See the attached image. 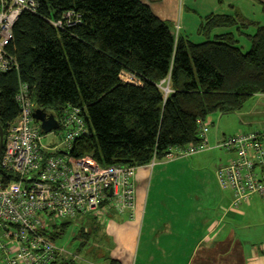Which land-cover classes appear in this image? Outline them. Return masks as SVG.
I'll return each mask as SVG.
<instances>
[{
  "label": "trees",
  "instance_id": "16d2710c",
  "mask_svg": "<svg viewBox=\"0 0 264 264\" xmlns=\"http://www.w3.org/2000/svg\"><path fill=\"white\" fill-rule=\"evenodd\" d=\"M253 1L264 14V0ZM68 12L80 17L79 25L50 24ZM234 27L256 29L247 53L231 34L209 39L215 29ZM198 34L206 41L180 37L144 0H40L38 12L23 13L13 27L7 51L18 68L0 75V126L6 136L18 118L16 95L24 83L34 109L58 121L69 106L82 110L88 133L74 142L72 158L140 168L199 145V121L241 112L264 96V26L236 11L234 18L203 19ZM123 74L138 84L125 82ZM85 219L89 232L82 226L76 234L78 252L94 232V220ZM72 222L44 234L56 244Z\"/></svg>",
  "mask_w": 264,
  "mask_h": 264
},
{
  "label": "built area",
  "instance_id": "2783aa9c",
  "mask_svg": "<svg viewBox=\"0 0 264 264\" xmlns=\"http://www.w3.org/2000/svg\"><path fill=\"white\" fill-rule=\"evenodd\" d=\"M39 7L40 0H0V75L17 71L16 60L7 51L13 27L23 13L36 14ZM50 24L64 29L79 25L80 17L68 12ZM123 75L125 82L138 84L133 76ZM16 102L19 116L8 127L0 158V264H68L69 260L81 264L78 255L52 243L44 232L87 216L101 220L109 210L133 213L139 168H103L88 157L72 158L69 152L74 142L88 133L79 108L64 110L58 129L51 132L58 133L59 142L48 146L44 144L47 134L33 117L34 105L24 83H19ZM198 124L202 143L171 150L168 159L174 153L191 156L209 148L210 121ZM217 147L236 153L216 173L219 185L233 192L235 208L254 195L264 197V133L230 137ZM155 164L153 160L148 166Z\"/></svg>",
  "mask_w": 264,
  "mask_h": 264
},
{
  "label": "crops",
  "instance_id": "0c3cea01",
  "mask_svg": "<svg viewBox=\"0 0 264 264\" xmlns=\"http://www.w3.org/2000/svg\"><path fill=\"white\" fill-rule=\"evenodd\" d=\"M144 3L177 35L194 44L206 41L198 30L201 21L211 15L234 18L237 11L247 21L264 26L262 9L253 0ZM255 33L254 27L240 32L238 27L222 28L213 30L209 39L231 34L247 53L249 37ZM249 102L261 107L264 119V96ZM245 106L234 113L239 134L233 137L253 133L259 128L256 125L264 124ZM221 116L219 132L207 135L206 151L191 156L174 153L171 159L137 170L133 213L109 210L101 220L91 217L95 222L92 247L88 262L82 259L81 264H264V197L254 195L235 208L233 192L217 181V170L236 156L216 148L228 138L222 132L225 121L228 128L229 117L224 121L227 115Z\"/></svg>",
  "mask_w": 264,
  "mask_h": 264
},
{
  "label": "rangeland",
  "instance_id": "374dc122",
  "mask_svg": "<svg viewBox=\"0 0 264 264\" xmlns=\"http://www.w3.org/2000/svg\"><path fill=\"white\" fill-rule=\"evenodd\" d=\"M71 21L73 22V20H71ZM164 85L165 86H168V84H164ZM245 107H249L247 109H249L250 114H256V120H261V121L264 122V119L262 117V114H260L262 112L261 107H257L253 103H251V102H248ZM254 110H255V113H253ZM235 115H237V114L230 115V116L227 115L224 118V121H225L229 117L228 118L229 119L228 120V124H227V127L228 128H225V123L227 122V121H225L223 123L224 129H223V132H222L228 138L233 137V135L239 134V131L237 130V126H236V120H235L237 118H236ZM221 117H222L221 115L215 114V115H213V116H211L209 118L211 121L214 122V125L209 128V131L211 133H217V132H219V124L218 123H219V120L221 119ZM263 126H264V124L256 125V127H259L258 130H257V132L264 133ZM253 130L255 131L256 129H253ZM58 142H59L58 133H54L53 135H52V133L51 134H47V137L44 140V144L45 145H48V146L49 145H52V143H58ZM216 148H218V147H216ZM218 151L226 152V150L220 149V148H218ZM85 220L86 219L83 218V219H79L77 221H73L72 224H71V226H70V228L66 232L65 236L60 241H58L56 243V245L58 247L64 249L65 251L69 252L70 255H78L81 259H83V260H85V261L88 262V251L92 247V240L80 252H78V249H79V246L81 244V241L75 240L76 234L82 228V226H85V229H84L85 232H89L88 231L89 226L86 225V222H84ZM100 263H102V262H100ZM68 264H73L72 263V260H69L68 261Z\"/></svg>",
  "mask_w": 264,
  "mask_h": 264
},
{
  "label": "water",
  "instance_id": "95a60500",
  "mask_svg": "<svg viewBox=\"0 0 264 264\" xmlns=\"http://www.w3.org/2000/svg\"><path fill=\"white\" fill-rule=\"evenodd\" d=\"M34 119L41 124L44 133L49 134L58 129L59 124L55 116L47 114L44 110L36 109L33 114ZM5 141L4 129L0 126V158L3 153Z\"/></svg>",
  "mask_w": 264,
  "mask_h": 264
},
{
  "label": "bare ground",
  "instance_id": "6f19581e",
  "mask_svg": "<svg viewBox=\"0 0 264 264\" xmlns=\"http://www.w3.org/2000/svg\"><path fill=\"white\" fill-rule=\"evenodd\" d=\"M3 150H4V147H3ZM65 264V263H64Z\"/></svg>",
  "mask_w": 264,
  "mask_h": 264
}]
</instances>
